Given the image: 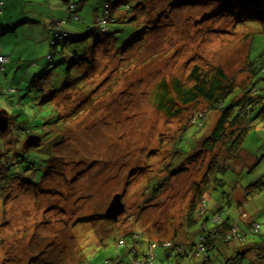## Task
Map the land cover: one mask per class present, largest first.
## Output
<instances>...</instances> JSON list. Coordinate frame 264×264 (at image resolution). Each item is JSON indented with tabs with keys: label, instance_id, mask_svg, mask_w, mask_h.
Masks as SVG:
<instances>
[{
	"label": "rangeland",
	"instance_id": "rangeland-1",
	"mask_svg": "<svg viewBox=\"0 0 264 264\" xmlns=\"http://www.w3.org/2000/svg\"><path fill=\"white\" fill-rule=\"evenodd\" d=\"M70 1L77 3L80 21L71 19L65 0H53L54 11H33L41 8V0L16 1L19 11H8V17L37 12L42 23L37 24L38 39L29 27L16 23L0 38V49L12 61L9 72H0V111L11 116L7 132L0 134V168L9 167L7 186L0 190V264H128L126 247L119 243L128 233L147 230V241L153 243L179 234L180 216L195 184H203L224 148L219 145L211 153L197 142V151L194 147L188 154L193 156L174 162L190 117L203 111L212 126L216 113L203 99L161 107L160 99L167 101L163 87L176 99L174 84L191 87L194 67L204 72L220 67L229 80L243 84L248 78V38L264 44V6L248 12L244 0H120L109 11L119 22H107L109 30L106 25L90 35L88 28L96 26L109 0ZM53 18L65 19L66 30L85 39L52 49L44 28L46 19ZM52 50L55 67L48 70ZM86 51L85 61L72 64L71 59ZM39 75L43 77L33 82ZM53 111L63 124L44 129ZM53 128L58 138H51ZM201 130L190 127L185 146L193 134L205 132ZM31 133L45 134L44 142L27 148ZM243 149L252 166L241 169L236 164V171L241 169L237 176L230 171L227 184L210 190L203 200H208L210 213L223 208V218L230 216L245 232L247 220L240 213L243 217L247 212L249 220L261 225L259 235L247 239L256 235L259 242L264 241V117L250 129ZM116 194H121L125 210L114 221L105 212ZM201 224L183 229L178 242L184 247L197 243ZM200 261L192 251L184 258L167 257L159 247L154 264ZM242 261L264 264L252 253Z\"/></svg>",
	"mask_w": 264,
	"mask_h": 264
},
{
	"label": "trees",
	"instance_id": "trees-1",
	"mask_svg": "<svg viewBox=\"0 0 264 264\" xmlns=\"http://www.w3.org/2000/svg\"><path fill=\"white\" fill-rule=\"evenodd\" d=\"M65 1L66 11L71 15V19L80 21V17L77 14V3H73L70 0ZM108 2H111V5L115 2L114 5L116 6L117 3L122 1H106L104 3L103 13L97 16V19L95 20L96 26L88 28V35L93 34L95 31L100 33V27L102 29L105 27L104 25H101L100 22L106 17L112 20H108L109 25L119 22L118 19L110 15L109 11L105 9V5ZM0 3H2L0 13L1 22L3 19L2 15L4 14L6 3L4 0H0ZM263 3L264 0H260L256 3H247L244 0L243 6L248 12H253L251 11L252 9H257L264 6ZM122 4L123 3H120L118 6ZM114 8L115 7H112V10ZM260 13L263 14L264 10L260 11ZM75 16H77V18H75ZM261 20H264V18ZM54 21L64 22L61 24V29L58 31V35L66 37L64 38V41H56V43L52 45V33L50 27L51 22ZM66 25L67 21L62 18H53L48 23V41L52 49H57L59 45H61L64 49L67 46L66 42H69V40H72V42H79L85 39L83 36L69 33L65 28ZM109 25H107L108 27L106 26L108 30ZM10 26L11 25H5L2 27L0 25L1 38L6 36L8 30H10ZM248 39L251 41V45L247 60L245 61L247 66L246 73L248 74V78H246L247 82L237 85L234 83V81L229 80L226 73L220 67L209 70V72L199 71V67H194L189 75V77L193 79V85L191 87H183L180 85V83L174 84L173 88L176 93V99L174 96L170 97L168 95V91H166V88L163 87L165 92L162 98L167 99V101L163 104L162 100L160 99L159 105H161V107L171 109L176 106V101L178 100L181 102V104L186 106L197 102L199 99H203L209 104L211 111L216 113L215 122L212 126L207 125L206 117L208 115L205 114L204 116L203 111H200V114L195 113L192 117H190L189 126L185 125L181 130V136L177 142V147L174 150L176 154L174 162H185L187 158L193 156L188 154H192L194 147L195 151H197V142L201 143L200 149L203 151L205 150L211 153L215 152L217 149H219V145H223L224 149L222 150L223 153L220 155L218 159L219 161H217L216 165L214 167L210 166V175L204 179L203 184H195L192 200L190 201L185 212L180 216L181 229L191 228L195 226L200 220L202 221L198 242L191 244L190 247L188 245L187 247L190 249L179 243L178 241H180V234L182 232L184 234L183 229L179 234L178 232L176 234L174 233L173 237L169 238L170 240L161 241L156 239L157 241H154V243L151 242V240L147 241V230L133 233L131 232L128 233L123 240L122 238L119 240V243L122 242L120 246L126 247V251L130 260L128 264H154L156 260L157 249L159 247H162L167 251V257H172L175 254L182 256V258L190 256V251H192V254L195 255L203 248L201 254L202 256L197 258L194 256L196 259H201L199 264H213V259L215 257L217 260L222 258L225 259V264H243L242 260L246 255H248V253H252L255 259H264V241H255V236L259 235L260 233L261 225L256 223L255 220H249V215L247 212H245L243 217L240 213V219L247 220L246 224L248 227L247 231L245 232L239 228L238 224H236L237 222L235 224L232 223L230 216H227L225 219L223 218V208L210 213L208 200L204 202L203 208H199V206L203 204V197L210 190H213L216 187H224L225 184H227L226 175L229 174L230 171L231 173H235L236 177L237 173L241 169L251 167L253 163H246L247 161L246 158H244L243 143L250 129L257 125V122L260 120V118L264 117V44L254 41L252 36H250ZM99 41L100 38L95 39L94 43H98ZM49 55H51L50 58L48 57ZM48 56L47 60L49 61V64L47 68L48 70H52L51 67H55V65L50 62L53 58V50L48 54ZM0 58L6 59V62L0 67V72L4 73L7 65L11 63L10 56L6 52L4 55H0ZM87 58L88 52L86 51L84 55H80L76 57L75 60L71 59L70 61L72 64H75L78 61H85ZM42 77L43 75L34 76L33 82H35L37 78ZM38 90L42 91V94L46 93V95H49L47 94L48 92H46L42 87H40ZM10 93L15 95L17 94V90L15 88H10ZM167 96H169V98H167ZM51 99L52 96L48 98V100ZM9 118L10 125L11 117L9 116ZM62 124L63 123L59 122L58 116L56 113L54 114L53 111L50 118L44 123V129L52 127L57 129ZM206 125L208 127H212L211 130H209L210 128H207ZM192 126H197L198 130L202 129L201 131L205 132L200 135L196 134L195 136L193 134V136L190 137V144L188 143V145L185 146L186 139H184V137L186 136L188 129ZM54 128L50 131V133L53 134L51 138H58L59 134L53 133ZM45 134L32 135H37L40 137V145L42 142H44ZM26 143L27 140L25 142V146ZM13 158L17 159L15 155ZM236 164H238L239 168L241 167L239 171H236ZM254 165H256L255 161ZM8 173V166L0 168V190L7 186L5 184L8 182L6 180V178L9 176ZM25 182L27 183V181ZM203 209L205 210V214L200 216L199 213ZM209 224H211V226ZM205 227L207 230H204ZM253 234L256 235H254L253 239L249 241L247 239L248 235ZM137 236L138 238L135 239ZM148 239H151L150 236ZM169 242H172L173 247H171V245H166V243ZM153 244H156L155 248H151ZM244 245H246L245 248ZM183 250L185 252L181 253ZM34 258L37 259V257ZM52 263L53 262L46 260V264ZM107 264H110V262H107Z\"/></svg>",
	"mask_w": 264,
	"mask_h": 264
},
{
	"label": "crops",
	"instance_id": "crops-1",
	"mask_svg": "<svg viewBox=\"0 0 264 264\" xmlns=\"http://www.w3.org/2000/svg\"><path fill=\"white\" fill-rule=\"evenodd\" d=\"M8 3V7L6 8V10L4 11V14L2 15V20L0 22V25L3 27L5 25H14L15 23L17 24V26L20 25H24V28L29 27L31 30V34L33 33L35 35V37L38 39L37 35H36V29L38 28L37 24H40V26L42 25V23L38 22L36 20L37 18V12H34L35 14L32 15H28L27 17L22 18L21 16H16L15 20H10V18L8 17L7 12L8 11H13L14 9H16L17 11H19V5L16 1H20V0H6ZM42 2L40 3L41 8H35L33 9V11H46L47 10H53L54 11V5L52 4L53 0H41ZM23 4V2L21 3ZM63 6V5H61ZM6 7V4H5ZM53 7V8H52ZM39 9V10H38ZM46 27L44 28V30L46 31L47 29V25L49 23V19H46ZM27 24V25H26ZM29 24V25H28ZM34 37V39H36ZM1 38V37H0ZM46 38V40L48 41V37H44V39ZM2 40V39H0ZM6 53V49L1 48L0 49V55H4ZM12 66V61L10 64L7 65V68L5 69L4 73L6 74L7 72H9L10 67ZM14 81H16V79H14ZM23 85H21L22 88ZM10 116V115H9ZM11 117V116H10Z\"/></svg>",
	"mask_w": 264,
	"mask_h": 264
},
{
	"label": "water",
	"instance_id": "water-1",
	"mask_svg": "<svg viewBox=\"0 0 264 264\" xmlns=\"http://www.w3.org/2000/svg\"><path fill=\"white\" fill-rule=\"evenodd\" d=\"M260 0H245L247 3H256ZM9 114L7 111H0V133L3 134L7 132L9 128ZM40 143V137L37 135H31L27 139L26 146L27 147H37ZM125 206L122 202L121 194H116L112 201L110 202L108 208L105 212V217L108 219H112L114 221L118 220V217L124 213Z\"/></svg>",
	"mask_w": 264,
	"mask_h": 264
},
{
	"label": "built area",
	"instance_id": "built-area-1",
	"mask_svg": "<svg viewBox=\"0 0 264 264\" xmlns=\"http://www.w3.org/2000/svg\"><path fill=\"white\" fill-rule=\"evenodd\" d=\"M1 4L0 3V13H1ZM128 8V7H127ZM73 9V8H72ZM105 9L107 11H110L111 10V2H108L106 5H105ZM75 18H77V16H75ZM108 17H106L103 21L100 22L101 25H104L105 27L103 29H106V25H107V22H108ZM57 24L56 25H51V33H52V40H51V44L54 45L56 43V41L60 42V41H64V36H59L58 35V31L61 29V24L64 23L63 21H55ZM51 55H49L48 57L50 58ZM6 62V59L5 58H0V67L3 63ZM53 68V66L51 67ZM207 201V200H203V204L201 205L202 208L204 207V202ZM202 212H205V210L203 209L199 215H204ZM207 227V226H206ZM206 227L204 228V230H207ZM155 245L156 244H153L152 245V248H155ZM167 246H169V243H166ZM202 251H203V248L198 252L196 253L194 256L197 258V257H200L202 256Z\"/></svg>",
	"mask_w": 264,
	"mask_h": 264
}]
</instances>
